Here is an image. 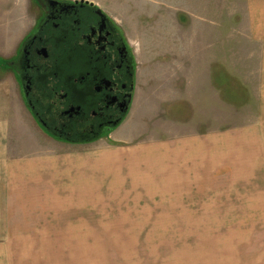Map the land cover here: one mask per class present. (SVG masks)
<instances>
[{"label": "rangeland", "instance_id": "1", "mask_svg": "<svg viewBox=\"0 0 264 264\" xmlns=\"http://www.w3.org/2000/svg\"><path fill=\"white\" fill-rule=\"evenodd\" d=\"M88 1L118 22L135 57L129 117L138 101L156 107L161 81V92L170 96L201 73L200 89L216 95L215 101L206 112L190 109L191 136H182L177 122L173 132L167 126L175 152L168 144H153L160 151L159 170L175 157V201L168 199L172 185L165 176L143 186L158 193L90 192V209L48 216L46 239L16 240L15 264H264V95L259 49L246 45V0ZM30 4L36 16L34 0ZM179 70L189 77L179 78ZM169 102L162 107L165 115L182 108L189 115L177 100ZM149 118L147 133L158 125ZM128 121L133 125L136 118Z\"/></svg>", "mask_w": 264, "mask_h": 264}, {"label": "crops", "instance_id": "2", "mask_svg": "<svg viewBox=\"0 0 264 264\" xmlns=\"http://www.w3.org/2000/svg\"><path fill=\"white\" fill-rule=\"evenodd\" d=\"M244 21L247 48L253 46L260 52L259 95H264V0L245 1ZM217 23L220 26L223 24L221 13ZM34 25L30 0H0V61L16 55ZM191 63L201 64L196 60ZM231 65L235 71L234 56ZM177 74L179 78L189 77L183 70ZM204 77L201 73L196 81L187 83L183 91L172 92L170 96L161 92V81L155 96L158 101L156 107L153 102L148 106L138 101L137 108L134 106V113L129 117L131 103L121 124L104 138L87 144H71L55 141L40 131L25 107L14 72L0 64V264H15L16 240L46 239L45 225L49 215H60L61 209H90V192L158 193V188L143 186H150L147 179H152L150 182L153 184V180L165 176L166 184L172 185L166 188L167 193L172 189V196L168 199L175 201L178 198L173 191L178 171L175 170V157H171L166 169L159 170L160 151L153 144H168L175 152V141L167 137V126L173 132L176 122L182 126V136H191L190 109L195 113L206 112L216 97L200 89L199 82ZM164 78V84L170 85L168 78ZM160 79L156 76L157 82ZM174 100L187 108L188 116H185L184 108L165 115L167 112L162 109L163 105ZM154 113L156 117L152 115L149 118V114ZM147 117L158 124L149 133L150 126L145 121ZM134 118L136 121L131 125L128 120ZM23 123L30 128H25ZM156 126L161 129L158 134ZM121 133L124 136L118 138ZM48 140L49 148L45 143ZM118 198L121 197L115 200Z\"/></svg>", "mask_w": 264, "mask_h": 264}, {"label": "flooded vegetation", "instance_id": "3", "mask_svg": "<svg viewBox=\"0 0 264 264\" xmlns=\"http://www.w3.org/2000/svg\"><path fill=\"white\" fill-rule=\"evenodd\" d=\"M34 2L35 25L7 65L27 111L56 141L104 138L126 117L136 88L124 31L88 0Z\"/></svg>", "mask_w": 264, "mask_h": 264}, {"label": "trees", "instance_id": "4", "mask_svg": "<svg viewBox=\"0 0 264 264\" xmlns=\"http://www.w3.org/2000/svg\"><path fill=\"white\" fill-rule=\"evenodd\" d=\"M25 40V39H24ZM24 40L22 41V43L24 42ZM22 45V44H21ZM20 51V48H19V50H18V52ZM5 62V64H6V66L8 65L9 66V64H8V60H5L4 61Z\"/></svg>", "mask_w": 264, "mask_h": 264}]
</instances>
